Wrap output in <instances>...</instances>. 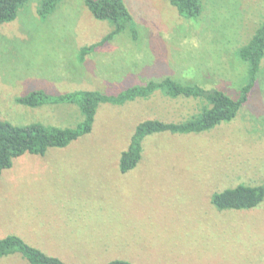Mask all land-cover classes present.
Instances as JSON below:
<instances>
[{
	"label": "rangeland",
	"instance_id": "1",
	"mask_svg": "<svg viewBox=\"0 0 264 264\" xmlns=\"http://www.w3.org/2000/svg\"><path fill=\"white\" fill-rule=\"evenodd\" d=\"M44 0H28L0 25V119L75 127L76 104L29 107L16 101L36 89L119 92L150 80L217 88L237 98L251 80L238 51L264 23V0H200L185 17L169 0H125L137 23L80 60V49L115 28L85 0H61L42 17ZM210 104L156 91L122 105L101 103L93 130L44 156L25 154L0 177V238L18 234L71 264L114 258L147 264H264V201L220 211L214 192L264 182V57L249 101L236 118L204 133H154L143 159L120 171L136 125L182 121ZM68 255L70 257H68ZM80 258L79 262L75 258ZM0 264H29L19 254ZM154 264V263H150Z\"/></svg>",
	"mask_w": 264,
	"mask_h": 264
},
{
	"label": "trees",
	"instance_id": "2",
	"mask_svg": "<svg viewBox=\"0 0 264 264\" xmlns=\"http://www.w3.org/2000/svg\"><path fill=\"white\" fill-rule=\"evenodd\" d=\"M28 0H0V25L17 17L18 10ZM61 0L42 1L38 13L47 17ZM180 14L185 17H197L201 14L200 0H169ZM91 13L100 20L113 22L115 28L100 41L80 49V60L96 48L112 40L118 33L130 28L134 39L137 38V23L125 0H85ZM239 56L250 63L251 81L241 88L237 98L217 88H205L195 83H181L171 77L150 80L145 85L131 86L118 94H107L99 90H78L52 95L42 89L16 98L20 104L38 107L44 104L69 103L79 106L83 120L77 126L62 127L43 122L15 124L0 119V177L4 170L11 168L15 160L22 155L44 156L50 148L68 146L79 137L93 130L97 109L101 103L122 105L137 98H148L156 91L170 97L186 96L206 100L210 106L182 121H163L149 118L140 121L129 141L128 147L120 155V171L126 173L142 161L144 139L154 133L170 132L172 134L204 133L212 131L223 122L237 117L240 109L249 101L250 91L256 80L261 61L264 57V23L256 30L250 41L240 47ZM264 201V182L259 185H247L239 182L214 192L211 203L220 211L252 209ZM19 253L29 264H71L57 255L48 254L41 248L28 243L18 234H9L0 238V259L7 255ZM79 262V260H77ZM107 264H137L123 258H114Z\"/></svg>",
	"mask_w": 264,
	"mask_h": 264
},
{
	"label": "crops",
	"instance_id": "3",
	"mask_svg": "<svg viewBox=\"0 0 264 264\" xmlns=\"http://www.w3.org/2000/svg\"><path fill=\"white\" fill-rule=\"evenodd\" d=\"M53 246H54L55 248H53V249H49V250H45V252H46V251H49V252H51V253L66 254V253H63V252H67V251L58 248V247H59L58 245H53ZM68 257H70V256L68 255ZM75 259H76V260H82V259H80L79 257H78V258H75ZM143 262H145V263H147V264H150V263L158 264L157 262H150V261H143ZM137 264H139V263H137Z\"/></svg>",
	"mask_w": 264,
	"mask_h": 264
}]
</instances>
